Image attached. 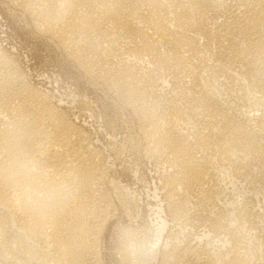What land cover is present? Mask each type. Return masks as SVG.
<instances>
[{
    "label": "rangeland",
    "instance_id": "1",
    "mask_svg": "<svg viewBox=\"0 0 264 264\" xmlns=\"http://www.w3.org/2000/svg\"><path fill=\"white\" fill-rule=\"evenodd\" d=\"M36 198L49 258L22 233ZM0 244V264H264V0H0Z\"/></svg>",
    "mask_w": 264,
    "mask_h": 264
},
{
    "label": "bare ground",
    "instance_id": "2",
    "mask_svg": "<svg viewBox=\"0 0 264 264\" xmlns=\"http://www.w3.org/2000/svg\"><path fill=\"white\" fill-rule=\"evenodd\" d=\"M2 120V119H1ZM3 121V120H2ZM6 130V129H5ZM58 130V129H57ZM41 133V132H40ZM39 133V134H40ZM43 133V132H42ZM52 133H50L49 135H51ZM4 135V134H3ZM49 135L47 136V135H45L44 134V136H43V138L44 139H47L48 137H49ZM54 136V135H53ZM3 138V137H2ZM6 138L8 139V142L10 141V142H14V143H16V142H19V141H21V139L20 138H18V136H16V135H14L13 133H11V131H6ZM5 140V139H4ZM48 140V139H47ZM7 141V140H6ZM51 141V140H50ZM53 141V140H52ZM51 141V142H52ZM45 142H47L46 140H45ZM44 143V142H43ZM48 143V142H47ZM50 143V142H49ZM3 144V143H2ZM10 144V143H9ZM17 144V143H16ZM37 144V143H36ZM7 145V144H6ZM11 145V144H10ZM9 145V146H10ZM13 145H15V144H13ZM19 145V144H18ZM41 145H43V144H41ZM48 145V144H47ZM51 145V144H50ZM50 145L49 146H45L44 145V147L43 146H40V144L38 143L37 144V146L34 148L35 149V151L37 152L36 154H37V156L39 157V159L38 160H46V161H48L49 163H57L58 162V160H59V157L57 156V154H56V152H54V150L52 151V149H50ZM21 146V145H20ZM54 146V145H53ZM11 147V146H10ZM32 147H34V146H32ZM12 148V147H11ZM54 149V148H53ZM58 151V150H57ZM8 152V151H7ZM13 152V151H12ZM16 153V152H15ZM10 158H11V156H10ZM12 159V158H11ZM27 160V159H26ZM8 161V160H7ZM60 161V160H59ZM64 161V160H63ZM67 161V160H66ZM12 162V161H11ZM22 162V161H21ZM9 163V162H8ZM14 163V162H13ZM19 163V162H18ZM66 163V162H65ZM70 163V162H69ZM11 164V163H10ZM22 164V163H21ZM63 165H64V163H62ZM71 164V163H70ZM69 164V165H70ZM66 165H67V163H66ZM74 165V164H73ZM17 166V164L16 165H14V164H11L10 166H9V168H7V169H5V170H7L6 171V173L7 174H5V175H7V176H11V175H13L14 174V171H16L15 170V167ZM55 166V165H54ZM84 166V165H83ZM21 167H23V169L24 170H26V171H28L29 173H30V168H29V166L26 164V163H24L23 162V164H22V166ZM61 167V166H60ZM73 167V166H72ZM6 168V167H5ZM17 168V167H16ZM5 170H4V172H5ZM18 170H19V168H18ZM17 170V171H18ZM68 170H70V169H68ZM17 171L15 172V173H17ZM32 172V171H31ZM18 173H20V172H18ZM17 173V174H18ZM21 174V173H20ZM14 175H16V174H14ZM6 176V177H7ZM5 177V178H6ZM16 177V176H15ZM10 178H12V177H10ZM17 178V177H16ZM30 178V177H29ZM67 178H69V177H67ZM15 179V178H14ZM20 179V178H19ZM28 179V178H27ZM51 180V179H50ZM52 181V180H51ZM72 182V181H71ZM52 187V186H51ZM10 188V187H9ZM59 189V188H58ZM24 191V190H23ZM3 192V191H2ZM7 192V191H6ZM8 193V192H7ZM21 193H24V192H22L21 191ZM14 195H15V193H13ZM18 195V194H17ZM20 195V194H19ZM22 197H23V195H21ZM11 197V196H10ZM13 197V196H12ZM9 198V197H8ZM14 198V197H13ZM26 198V197H25ZM24 198V199H25ZM14 199H16V198H14ZM14 199L12 200V201H14ZM27 200V199H26ZM34 200V199H33ZM15 201H17V199L15 200ZM25 201V200H24ZM47 200H43V199H40V198H36L34 201H33V203L32 204H30L31 205V207H29V208H31L30 210H31V212H32V215L33 214H35V216L33 217L34 219H33V221L32 222H30L27 218V220L29 221V223H27L26 222V224H29L26 228H25V230H23V232H22V230H21V228H20V230H21V232L22 233H29V234H32L34 237L33 238H35V240H36V243H37V247L38 246H40L42 249V251H44V253H45V255H44V258L45 257H50V255H52L53 254V252L55 251V249H57L56 248V246H58L59 244H55L56 242H55V240H54V235H56L57 233H56V231H57V229H58V227H57V219H56V217L53 215V213H49V212H47V209H45V202H46ZM2 202V201H1ZM9 202V200L6 198L5 199V201L3 202V203H8ZM32 202V201H31ZM12 203V202H11ZM11 203H9V204H11ZM16 203V202H15ZM27 203V202H26ZM25 203V204H26ZM2 204V203H1ZM6 205V204H5ZM4 205V207H6ZM8 205V204H7ZM27 205V204H26ZM10 206V205H9ZM24 206V205H23ZM47 207V206H46ZM9 208V207H8ZM27 208V207H26ZM10 211V210H9ZM16 211V210H15ZM19 211V210H18ZM25 211V210H24ZM12 212H14V211H12ZM16 213H18V212H16ZM26 213V212H25ZM14 216V215H13ZM24 217V216H23ZM19 220H21V219H19ZM25 220V219H24ZM24 220H22V221H24ZM31 220V219H30ZM24 224V223H23ZM22 226V225H21ZM25 226V225H24ZM59 226V225H58ZM19 231V230H18ZM50 232V233H49ZM58 232V231H57ZM56 233V234H55ZM19 236H17V238H18ZM20 238H22V237H20ZM24 238V237H23ZM20 239V240H17V241H19L18 243H19V246L21 245H26L25 244V241H24V239ZM22 240V241H21ZM29 240H30V238H29ZM33 240V239H32ZM31 240V241H32ZM16 241V242H17ZM30 241V242H31ZM24 242V243H23ZM55 242V243H54ZM35 243V242H34ZM59 243V242H58ZM2 244H0V246H1ZM17 245V244H16ZM30 246V245H29ZM24 247V246H23ZM61 248H62V246H60ZM3 249H4V246L2 247ZM1 248V249H2ZM36 248V247H35ZM35 248L34 247H29L28 248V246H27V248H23V249H26L25 251H23V253H24V256H23V254L21 253V255L23 256V258L25 257L26 259H28L29 261H31V262H34V261H36L37 262V257H36V253H37V249L35 250ZM58 248H59V246H58ZM0 249V250H1ZM18 249L19 248H17V251H18ZM39 249V248H38ZM65 249V248H64ZM93 249V248H92ZM20 250H22V249H20ZM7 251V250H6ZM5 251V252H6ZM35 251H36V253H35ZM62 251V250H61ZM57 252H58V250H57ZM56 252V253H57ZM66 252V251H65ZM88 252V251H87ZM141 252V251H140ZM3 253V252H2ZM43 253V254H44ZM63 253H64V251H63ZM67 253V252H66ZM130 253V252H129ZM0 254H1V252H0ZM4 254V253H3ZM59 254H60V252H59ZM88 254V253H87ZM136 254V253H135ZM140 254V253H139ZM67 255V254H66ZM65 255V256H66ZM2 255H0V257H1ZM89 256V255H88ZM142 256V255H141ZM4 257V256H3ZM6 257V256H5ZM48 257V258H49ZM87 257V256H86ZM140 257V256H139ZM60 258V257H59ZM88 259H89V257H87ZM144 258V257H143ZM39 259V258H38ZM51 259V258H50ZM64 259V258H63ZM15 260V259H14ZM42 260V263L43 264H49L48 262H47V260H43V259H41ZM140 260V259H139ZM28 261V262H29ZM56 261V260H55ZM60 261V260H59ZM27 262V261H26ZM39 262H41L40 260H39ZM57 262V261H56ZM61 262V261H60ZM140 262V261H139ZM139 262H136V263H139ZM142 262V261H141ZM135 263V264H136ZM33 264H35V262L33 263ZM55 264V263H54ZM62 264V263H61ZM70 264V263H69Z\"/></svg>",
    "mask_w": 264,
    "mask_h": 264
}]
</instances>
